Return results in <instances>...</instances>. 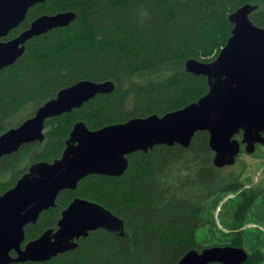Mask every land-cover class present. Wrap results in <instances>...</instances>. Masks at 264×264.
Here are the masks:
<instances>
[{"label": "trees", "instance_id": "1", "mask_svg": "<svg viewBox=\"0 0 264 264\" xmlns=\"http://www.w3.org/2000/svg\"><path fill=\"white\" fill-rule=\"evenodd\" d=\"M243 5L254 7L248 20L262 26L264 0H46L30 8L6 39L41 15L71 11L76 18L26 42L23 55L0 71V135L31 118L63 88L80 81L111 82L114 87L47 119L42 142L2 157L0 195L34 164L59 159L77 122L98 130L131 118L160 117L203 96L205 79L186 73L183 64L213 60L229 36L228 15ZM234 138L239 141L240 135ZM262 148L250 157L262 159ZM239 149L238 156L242 145ZM238 156L229 167H213L203 131L194 133L187 148L156 145L146 153L134 152L126 157L120 177L89 175L74 191L60 192L55 207L25 227L22 246L55 229L75 197L121 219L122 236L98 229L72 251L47 262L20 264H175L187 251L205 247L196 243L195 233L205 213L227 195L233 210L226 221L230 239L223 245L242 248L250 237L244 224L264 223V177L254 182ZM250 235L253 241L242 264H264L263 250L252 245L259 237Z\"/></svg>", "mask_w": 264, "mask_h": 264}, {"label": "water", "instance_id": "2", "mask_svg": "<svg viewBox=\"0 0 264 264\" xmlns=\"http://www.w3.org/2000/svg\"><path fill=\"white\" fill-rule=\"evenodd\" d=\"M45 1L0 0V39L25 20L30 8ZM253 9L243 5L228 15L229 36L213 60L184 62L186 73L205 79L207 90L195 102L160 117L131 118L98 130L77 122L59 159L34 164L0 195V264L47 262L74 250L80 238L98 229L122 236L121 219L97 203L75 198L61 212L55 229L45 230L22 246L25 227L53 208L61 191L75 190L89 175L120 177L127 167L126 157L134 152L146 153L156 145L187 148L194 133L203 131L212 165L221 169L234 163L239 145L245 155L255 145H264V24L257 27L248 20ZM75 18L71 11L41 15L14 39L0 41V71L23 55L26 42L67 27ZM113 87L111 82L80 81L61 89L31 118L0 135V159L23 145L42 142L47 119L78 109L97 95L109 94ZM237 134L239 141L234 138ZM246 258L241 247L212 245L187 251L175 264H242Z\"/></svg>", "mask_w": 264, "mask_h": 264}, {"label": "rangeland", "instance_id": "3", "mask_svg": "<svg viewBox=\"0 0 264 264\" xmlns=\"http://www.w3.org/2000/svg\"><path fill=\"white\" fill-rule=\"evenodd\" d=\"M261 150L263 158L260 160L248 158L243 153L238 156L239 160L246 165L250 172H252L253 181L260 179V177H264V145ZM232 210V196L227 195L221 197L214 209L212 208L209 210V213H205L203 224L195 233L196 243L201 246L228 244L230 236L228 228L226 227V221ZM242 229L244 232L248 233L246 236H250L249 238H245V245L242 248L245 251L250 250L251 246H249V242L253 241V237H251L252 235L250 234H253L259 238H257L258 244L252 245L260 247L264 253V223L255 224L253 221H248L244 224Z\"/></svg>", "mask_w": 264, "mask_h": 264}, {"label": "flooded vegetation", "instance_id": "4", "mask_svg": "<svg viewBox=\"0 0 264 264\" xmlns=\"http://www.w3.org/2000/svg\"><path fill=\"white\" fill-rule=\"evenodd\" d=\"M17 27H18V26H17ZM17 27H16V28H17ZM16 28H14L13 30H15ZM27 28H28V27H27ZM27 28H26V29H27ZM13 30H11V31H13ZM24 30H25V29H24ZM24 30H22V31H24ZM11 31L8 33V35L11 33ZM22 31H20L18 34H16L15 36H13L12 38H9V39H6L7 36H8V35H7L6 37L1 38L0 41H9V40H11V39H14V38H15L16 36H18ZM262 136H263V138H264V132H263ZM258 146H259V145H255V146H254V150H253V152H252L250 155H246V156H247L248 158H251L250 156H251V155H254V151H255V149H257ZM252 159H253V158H252ZM98 176H99V175H98ZM104 177H106V176H104ZM258 181H259V179H258V180H254V182H258ZM76 187H77V186H76ZM64 191H65V190H64ZM69 191H74V190H69ZM61 192H62V191H61ZM75 198H76V197H75ZM75 198H74V199H75ZM56 199H57V198H56ZM72 200H73V199H72ZM72 200H71V201H72ZM71 201H70V202H71ZM87 201H88V200H87ZM55 202H56V200H55ZM90 202H91V201H90ZM68 205H69V204H68ZM54 207H55V206H54ZM54 207H53V208H54ZM50 209H52V208H50ZM48 210H49V209H48ZM46 211H47V210H46ZM43 212H44V211H43ZM30 225H33V224H30ZM102 230H103V229H102ZM95 231H96V230H95ZM80 239H81V238H80ZM80 239H79V240H80ZM79 240H78V241H79Z\"/></svg>", "mask_w": 264, "mask_h": 264}, {"label": "bare ground", "instance_id": "5", "mask_svg": "<svg viewBox=\"0 0 264 264\" xmlns=\"http://www.w3.org/2000/svg\"><path fill=\"white\" fill-rule=\"evenodd\" d=\"M245 263V262H244Z\"/></svg>", "mask_w": 264, "mask_h": 264}]
</instances>
